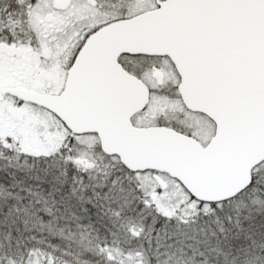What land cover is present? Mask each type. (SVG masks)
<instances>
[{"label": "snow or ice", "instance_id": "1", "mask_svg": "<svg viewBox=\"0 0 264 264\" xmlns=\"http://www.w3.org/2000/svg\"><path fill=\"white\" fill-rule=\"evenodd\" d=\"M0 264H264V0H0Z\"/></svg>", "mask_w": 264, "mask_h": 264}]
</instances>
